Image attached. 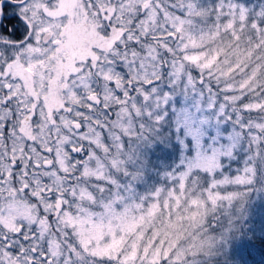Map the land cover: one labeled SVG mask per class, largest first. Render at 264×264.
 Here are the masks:
<instances>
[{
  "label": "snow or ice",
  "instance_id": "1",
  "mask_svg": "<svg viewBox=\"0 0 264 264\" xmlns=\"http://www.w3.org/2000/svg\"><path fill=\"white\" fill-rule=\"evenodd\" d=\"M173 147L154 169L149 153ZM158 185L199 193L207 239L97 255L82 230ZM257 193L264 0H0V264H248L236 237Z\"/></svg>",
  "mask_w": 264,
  "mask_h": 264
},
{
  "label": "rangeland",
  "instance_id": "2",
  "mask_svg": "<svg viewBox=\"0 0 264 264\" xmlns=\"http://www.w3.org/2000/svg\"><path fill=\"white\" fill-rule=\"evenodd\" d=\"M245 3L249 6H256L259 0H245ZM9 6L11 7V5ZM194 24L198 27H204L198 21H194ZM83 39L89 40L91 36H84ZM92 43L100 44L103 47L106 45L107 40L98 37L92 39ZM207 43L209 46L230 48L235 42L224 36L222 39L217 37L215 42L207 41ZM246 46L248 45H246V41L242 36L240 47L245 48ZM154 152L155 155L149 153V157L153 168L156 170H161L162 165L175 164L181 155L180 149L175 147L163 152L154 149ZM241 164V160H236L232 163L231 168L234 170L240 167ZM160 179L153 172L148 183L158 184ZM158 187L162 189L158 199L147 200L146 203L139 202L140 207L136 210H133L131 206L127 208V211L115 209L116 215L107 224L97 222L94 228L82 230L83 239L87 243L92 244L95 242L94 251L97 255L113 256L122 253L131 255L133 251L139 255L142 249L148 247L149 251L157 250L156 259L159 260L160 253L169 249V246L187 247L188 244L193 242L189 239L192 236H196V244H200L202 240L207 239V234L201 233L200 230L203 205L199 193H194L190 185L187 190L179 193L172 192L171 195L166 185H158ZM138 191L145 199L152 194L151 189H145L143 184L138 186ZM136 203L138 202H130L131 205ZM89 211L97 214L91 209ZM263 212L264 197L257 193L250 198L247 204V226L245 227L252 228V226H257L258 222L260 225L261 221L259 219L264 220V217L257 219V215ZM76 223H79V221H76ZM258 229L264 231L263 227H258ZM198 233L199 235H197ZM239 242L240 235L236 237V243L239 244Z\"/></svg>",
  "mask_w": 264,
  "mask_h": 264
},
{
  "label": "trees",
  "instance_id": "3",
  "mask_svg": "<svg viewBox=\"0 0 264 264\" xmlns=\"http://www.w3.org/2000/svg\"><path fill=\"white\" fill-rule=\"evenodd\" d=\"M260 217H264V212L257 215V219ZM259 220L261 221L260 225L262 226H260L258 222L257 226H252V228L245 227L240 234L239 244H246V251H250L248 264H264V231L258 229V227H263L264 229V220Z\"/></svg>",
  "mask_w": 264,
  "mask_h": 264
},
{
  "label": "flooded vegetation",
  "instance_id": "4",
  "mask_svg": "<svg viewBox=\"0 0 264 264\" xmlns=\"http://www.w3.org/2000/svg\"><path fill=\"white\" fill-rule=\"evenodd\" d=\"M10 7V6H9ZM8 6H7V9L9 8ZM99 37H102L103 39H105V41L107 40V38L106 37H104V36H99Z\"/></svg>",
  "mask_w": 264,
  "mask_h": 264
}]
</instances>
